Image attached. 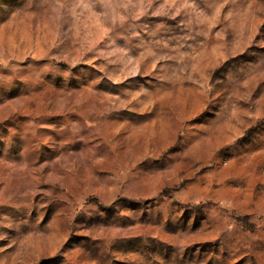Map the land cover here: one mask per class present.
Here are the masks:
<instances>
[{"label": "rangeland", "instance_id": "1", "mask_svg": "<svg viewBox=\"0 0 264 264\" xmlns=\"http://www.w3.org/2000/svg\"><path fill=\"white\" fill-rule=\"evenodd\" d=\"M0 264H264V0H0Z\"/></svg>", "mask_w": 264, "mask_h": 264}]
</instances>
